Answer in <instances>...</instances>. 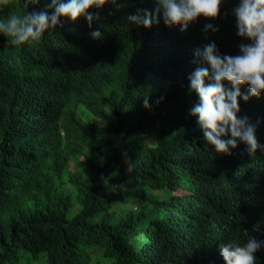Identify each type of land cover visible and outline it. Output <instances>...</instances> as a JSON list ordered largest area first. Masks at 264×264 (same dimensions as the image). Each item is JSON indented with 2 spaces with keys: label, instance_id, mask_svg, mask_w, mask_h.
Wrapping results in <instances>:
<instances>
[{
  "label": "trees",
  "instance_id": "16d2710c",
  "mask_svg": "<svg viewBox=\"0 0 264 264\" xmlns=\"http://www.w3.org/2000/svg\"><path fill=\"white\" fill-rule=\"evenodd\" d=\"M238 2L183 32L162 17L136 27L127 16L154 0H120L90 9L92 28L62 17L31 45L0 35V264H20L21 250L48 264H223L219 243L264 242V95L239 101L253 155L240 141L215 153L190 112L189 76L209 67L195 50L210 38L235 56L250 43L237 35ZM28 3L0 0V19L45 6ZM255 255L264 264V248Z\"/></svg>",
  "mask_w": 264,
  "mask_h": 264
},
{
  "label": "clouds",
  "instance_id": "9594fccd",
  "mask_svg": "<svg viewBox=\"0 0 264 264\" xmlns=\"http://www.w3.org/2000/svg\"><path fill=\"white\" fill-rule=\"evenodd\" d=\"M143 2L145 0H141ZM39 3L40 0H29L27 6ZM223 3L224 0H154L153 9L137 8L127 20L136 27L151 28L162 17L168 27L177 26L183 32L200 17L206 20L219 18ZM107 4L117 9L123 6L120 0H45L44 8L39 11L11 14L0 19V35L7 37L14 47L31 45L39 42L49 30L62 28V17L75 22L83 16L92 28L93 21L100 17L98 12L93 15L90 9L102 10ZM233 15L237 35L250 43H241V54L235 56L225 55L226 50L219 45V40L215 42L210 38L202 50H195V62L206 63L209 69L197 67L189 76L190 87L199 96V102L190 112L198 118L204 139L213 146L215 153L231 156V149L237 148L240 141L253 155L260 147L256 129L247 116L239 115V101L242 98L247 102L250 97L264 95V0H239ZM218 30L211 23L204 28L206 33ZM90 35L93 39H102L98 29ZM245 85L248 91L242 93L241 87ZM144 106L150 107L147 98ZM102 179L104 184L108 182L107 178ZM262 248L264 242L251 236L242 242H222L217 246L223 264H256L255 253Z\"/></svg>",
  "mask_w": 264,
  "mask_h": 264
},
{
  "label": "rangeland",
  "instance_id": "374dc122",
  "mask_svg": "<svg viewBox=\"0 0 264 264\" xmlns=\"http://www.w3.org/2000/svg\"><path fill=\"white\" fill-rule=\"evenodd\" d=\"M72 162L76 163V164H78L80 166H82L83 164H87V162L84 163V160L81 157L74 158L72 160ZM73 163H72V166H73ZM133 208H135L134 204L133 205L132 204L131 205H126V210H127L128 213L132 212ZM19 256H20V264H48L47 261H46V255H41L38 260H34L28 254L24 253L21 250L19 252Z\"/></svg>",
  "mask_w": 264,
  "mask_h": 264
},
{
  "label": "bare ground",
  "instance_id": "6f19581e",
  "mask_svg": "<svg viewBox=\"0 0 264 264\" xmlns=\"http://www.w3.org/2000/svg\"><path fill=\"white\" fill-rule=\"evenodd\" d=\"M228 17V16H227ZM164 22V21H163ZM142 32V31H141ZM196 38V37H195ZM132 41V40H131ZM164 41V40H163ZM170 42V41H169ZM37 47V46H36ZM129 49V48H128ZM179 50V49H178ZM231 53V52H230ZM118 58V57H117ZM126 67V66H125ZM107 68V67H106ZM111 69V68H110ZM113 70V69H112ZM32 71V70H31ZM112 76V75H111ZM5 81V80H4ZM11 83V82H10ZM85 86V85H84ZM91 86V85H90ZM14 87V86H13ZM103 87V86H102ZM174 91V90H173ZM63 98V97H62ZM62 105V104H61ZM62 109V108H61ZM93 111V110H92ZM68 112V111H66ZM71 113V112H70ZM93 113V112H92ZM60 114V113H59ZM68 116V115H67ZM83 117V116H82ZM97 117V116H96ZM71 118V117H70ZM64 126V125H63Z\"/></svg>",
  "mask_w": 264,
  "mask_h": 264
}]
</instances>
